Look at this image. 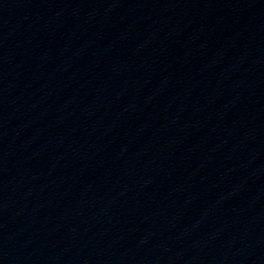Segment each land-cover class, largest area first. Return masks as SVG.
<instances>
[{"label":"water","instance_id":"water-1","mask_svg":"<svg viewBox=\"0 0 264 264\" xmlns=\"http://www.w3.org/2000/svg\"><path fill=\"white\" fill-rule=\"evenodd\" d=\"M0 264H264V0H0Z\"/></svg>","mask_w":264,"mask_h":264}]
</instances>
